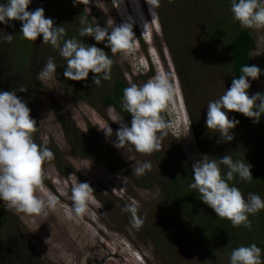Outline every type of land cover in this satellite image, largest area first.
<instances>
[{"label": "rangeland", "instance_id": "rangeland-1", "mask_svg": "<svg viewBox=\"0 0 264 264\" xmlns=\"http://www.w3.org/2000/svg\"><path fill=\"white\" fill-rule=\"evenodd\" d=\"M110 1L90 0L91 6L83 7V14L74 4L67 3L66 8L72 12V27L68 28L71 38L78 40L79 30L86 26L81 24V20L85 19L93 27L96 23L102 28L107 27L108 19H112L115 26L129 25L137 41H134L133 50L126 57L113 55L105 46L107 41L97 43L93 38L91 44V37H88L85 44L100 49L105 47L102 50L113 60L112 69L114 66L127 87L133 83L143 85L156 75L169 79L176 88L175 103L163 115L172 122L173 127L162 140V149L150 156L136 152L132 146L119 150L114 145L120 123L114 121L122 117L115 110L101 104L93 107L85 100L72 98L56 75L51 80H38L39 89L32 97L31 118L38 127L34 138L52 152H57V163L62 174L56 171L54 159L45 162L43 188L35 194L44 199L50 194L54 195L59 204L46 218H40L7 209L0 200V239L2 237L3 245L10 244V250L20 248L22 251L27 247L31 256L21 258L25 264H230V251L221 254L210 252L209 246L199 240L198 235L192 229L190 231L187 223L176 217L171 205L163 200L164 192L170 189V181L162 166L164 164L171 170L176 165L188 166L193 175L192 165L195 162L205 156L215 158L220 153L224 142L217 132L207 129L206 118L208 102L218 99L233 81L226 69L219 68L224 59L220 57L214 60V55L219 53H215L211 43L201 36L202 26H199L198 16L185 21L191 28L187 29L190 35L185 40L189 39L187 43H190L192 53L186 61L180 57L179 43L184 41L182 35L187 33L185 29L180 31L175 28L179 27V21L186 20L177 0H168L167 4L161 2L155 23H152L149 6L145 9L142 0H137L139 10L134 0H112L121 20ZM53 3L54 0H31L28 11L37 8L46 11ZM50 9L46 18L53 15ZM204 13L211 14L207 9ZM229 15L233 16L232 12L227 17ZM139 16L145 24H149V41L139 38L135 31L140 28ZM160 22L163 23L162 27ZM7 26L0 24L1 37L6 33ZM246 30L254 41V49L250 52L251 62L263 68L264 31ZM31 43L34 44L35 58L40 63L35 68L38 72L47 61L48 50H44L42 37ZM249 83V96L256 93L264 95V80L250 79ZM189 113L197 126L195 128ZM228 116L239 121L233 129V134L237 135L233 137L241 138L246 128L245 116L236 112H230ZM61 117H68L86 140L88 127L92 128L112 153L124 162L126 172L121 176L114 175L103 165L84 158L68 147L61 132ZM122 121L126 124L123 118ZM108 126L113 132L111 137L103 131ZM197 131H200L199 135ZM198 139H203L206 147L202 142L198 143ZM145 161L151 163V170L140 177L132 174L133 165ZM177 169L174 170L175 174H178ZM76 182L90 184L94 189V199L89 202V214L83 218L69 219L71 187ZM133 200L143 220L139 229L132 227L130 214L122 211ZM166 252L172 260L167 259Z\"/></svg>", "mask_w": 264, "mask_h": 264}, {"label": "clouds", "instance_id": "clouds-1", "mask_svg": "<svg viewBox=\"0 0 264 264\" xmlns=\"http://www.w3.org/2000/svg\"><path fill=\"white\" fill-rule=\"evenodd\" d=\"M142 2L145 9L149 6L152 23H155L158 18L156 10L161 6V0ZM30 3L31 0H7V3L0 4V24L19 21L22 25L21 35L25 40L36 42L42 37L43 44H50L57 49L66 61L63 75L67 80L86 81L91 72L94 74L93 83L99 87L102 81L111 79L113 60L104 50L94 45L86 46L75 37L65 39L66 30L63 25L54 26L53 20L45 17L43 8L29 12ZM75 3H81V0H75ZM110 3L117 13L112 0ZM134 3L139 10L137 0ZM231 12L234 21L242 29L264 31V0H231ZM119 17L121 20L120 15ZM106 23L107 27L104 28L97 23L93 27L86 20H81V24L86 26L81 27L79 35L93 37L97 43L107 41L105 46L113 55L126 57L133 50L137 37H134L127 24L115 26L112 19H108ZM148 25L140 17V28L135 29L138 37L147 41L150 37ZM5 39L10 43L13 35L8 34ZM56 70L54 59L49 57L37 72L36 78L39 81L51 80L56 75ZM241 73L238 79H233L227 91L218 99L209 101L207 105L206 127L209 131L217 132L223 142L234 139L230 132L239 124L238 120L230 119L228 113H240L254 123H259L261 115H264V95L248 94L251 87L249 78L257 80L261 75L260 68L245 65L241 68ZM18 91L25 92L27 87L22 84ZM175 96V85L160 75L143 85L133 83L126 87L123 90L122 107L131 115V126L123 123L122 118L114 121L120 123V128L115 133L117 141L114 146L119 150L132 146L136 152L147 156L160 151L162 140L173 127L163 113L175 103ZM37 128L36 121L30 116V108L18 98L16 91L0 92V200L7 209L32 217L46 218L50 211L57 208L59 200L51 194L47 199L35 194L38 189L43 188L46 175L43 165L54 158L50 148L35 142L34 133ZM103 131L108 137L113 134L109 126ZM221 166L227 168L226 174H222ZM251 167L243 160L234 161L230 154L218 159H208L205 156L192 165L193 182L189 187L199 193L202 202L218 218L230 221L234 228L243 226L251 230L249 216L264 210V199L256 193H249L245 199L238 187L229 184L237 176L242 181L251 182ZM150 170L149 161L137 162L133 165L132 174L140 177ZM93 199L94 189L90 184L76 182L72 185V203L68 218L79 219L89 214V202ZM122 211L130 214L133 228L142 227L143 220L138 215L136 201L133 200ZM261 256V248L254 243L240 246L232 250L230 264H264Z\"/></svg>", "mask_w": 264, "mask_h": 264}, {"label": "trees", "instance_id": "trees-1", "mask_svg": "<svg viewBox=\"0 0 264 264\" xmlns=\"http://www.w3.org/2000/svg\"><path fill=\"white\" fill-rule=\"evenodd\" d=\"M161 2L167 4L169 1L161 0ZM177 2L178 7L183 8L186 20L179 21V27L175 28L181 29L180 31L185 29L187 34L190 33L187 29L191 28L186 22L189 18L198 16L199 20L202 21V23L199 21V26H202L200 30L201 36L211 43L212 50L215 53H219V55H214V60L220 57L225 60H222V66L219 68H223L222 70L226 69L232 80L239 78L242 74L241 68L243 66L255 65L250 59V52L254 49L252 37L246 29H242L239 23L234 21L233 16L229 15L227 17L228 13H231V0H177ZM5 3H7V0H0V4ZM67 3L74 4L81 14H83V7H90L91 5L88 0H81V3H75V0H54L53 5L48 6L47 10L51 8L49 11L53 14L48 17L53 20L54 26L63 25L66 30L65 39H70L72 35L69 33L68 28L72 27L71 23L73 21L72 12L66 8ZM205 9L211 13L210 16L204 13ZM47 10L44 11L45 15L48 13ZM85 20L87 24L91 25L88 19ZM160 23L162 27L163 23ZM21 27L22 25L19 21H10L6 33L2 37L0 35V92L16 91L18 98L23 100L30 108L31 116L32 101L34 100L32 97L39 89L35 68H38L40 63L33 53L35 52L34 44L22 37ZM167 27L169 28L168 23ZM8 34L13 35L10 43L5 39ZM187 34L182 35L184 41L179 43L181 47L180 57L184 61L192 53L191 45L189 42L187 43L189 39L185 40L190 35ZM87 39L88 37L78 36V40L84 44ZM90 42L91 44L94 42L93 37H91ZM102 49H105V47ZM44 50H48L46 51L48 58L52 57L54 59L57 66L56 76L58 82L69 92L72 98L85 100L88 105L93 107L100 104L107 106L115 110L129 127L131 126V115L122 107L123 90L127 85L122 76L115 71L114 66L111 69V79L102 81L101 86L96 87L93 83L94 74L91 72L86 81L67 80L63 75L66 69V61L59 55V51L50 44H45ZM214 64L219 66L215 61ZM259 68L261 75L258 79L264 80V67ZM187 71H189V68ZM22 84L27 87V91H18ZM189 115L193 128L197 127L193 124L191 113ZM61 119L63 120L60 123L61 132L68 147L84 158L103 165L114 175L121 176L126 172L127 168L124 162L112 153L108 145L92 128L88 127V140H86L68 117H61ZM244 126L246 128L242 131L243 136L234 139L231 144L230 142H224L222 148L219 149L220 153L215 158H222L224 155L230 154L234 161L243 160L245 163L250 164L252 166L251 182L242 181L237 176L229 184L230 186L238 187L245 199L249 193L259 194L264 199V115H261L259 123H254L253 120L246 118ZM233 132L234 130L230 132L232 136L237 135V133L233 134ZM197 134L199 135L200 131H197ZM202 136L205 138L204 132ZM34 140L39 144L35 138ZM197 142H202L206 147V142L203 139H198ZM53 159L56 171L62 174L57 163V152L54 153ZM162 166L170 181V189H166L164 192L163 200L171 205L174 215L180 220H184L187 223V228L190 231L192 229L198 235L199 240L209 246L208 250L210 252L214 251L217 254H221L223 251L232 252L237 247L250 246L254 243L261 248V259L264 260V210H261L257 215L249 216L252 223L251 230L243 226L234 228L230 221L218 218L215 212L202 202L196 190L190 189L189 185L193 182V175L189 172L188 166L176 165L178 174H175L174 171L176 167L171 170L164 164ZM221 171L222 174H226L227 168L221 166ZM1 220L2 216L0 213ZM3 244L5 243L1 237L0 264H25L21 258L31 256L27 247L23 248L22 251L20 248L10 250V247H8L10 244ZM161 250L162 252L165 251L163 248ZM165 256H167V259L172 260L170 254L167 253ZM32 264L37 263L33 262Z\"/></svg>", "mask_w": 264, "mask_h": 264}]
</instances>
